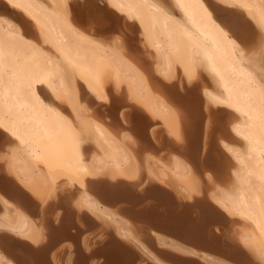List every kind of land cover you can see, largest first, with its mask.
I'll return each instance as SVG.
<instances>
[{
	"label": "bare ground",
	"instance_id": "bare-ground-1",
	"mask_svg": "<svg viewBox=\"0 0 264 264\" xmlns=\"http://www.w3.org/2000/svg\"><path fill=\"white\" fill-rule=\"evenodd\" d=\"M4 2L0 264H264V0Z\"/></svg>",
	"mask_w": 264,
	"mask_h": 264
},
{
	"label": "snow or ice",
	"instance_id": "snow-or-ice-1",
	"mask_svg": "<svg viewBox=\"0 0 264 264\" xmlns=\"http://www.w3.org/2000/svg\"><path fill=\"white\" fill-rule=\"evenodd\" d=\"M102 3V0H100ZM174 4L176 6H179L181 8L184 7L185 0H173ZM138 3L141 5V7H148L151 8L154 12L159 13L160 15L168 18V19H174L169 13V0H159V2H156V0H138ZM197 3L203 7L204 13L209 19H213L214 22L219 20V17L216 15V9L213 7V5L210 3V0H197ZM221 3H228V6L235 7L238 3V0H221ZM240 7H244L245 4L239 3ZM21 8L20 3H12L10 6L8 4H5L4 0H0V27H3L4 25H8L9 28H17L20 30L21 38L23 39L25 36H27V31L25 30L24 23L20 22L16 15V10H19ZM133 19H138L139 17H132ZM218 27L221 28L223 31V26L220 24H217ZM184 36L189 37L192 39V35L188 31L183 32ZM225 37L230 36V30L224 32ZM255 41V38H253ZM232 43L236 45V47H239V44H237L236 39L232 40ZM260 47L264 48V37H261L258 41ZM195 43L193 42V47H195ZM193 57L200 55L199 52H193ZM241 55H243V52H241ZM207 54L205 53V57ZM195 63V61H194ZM60 68V71L62 73L63 79L67 82V88L65 89V96L69 101L73 100L72 96V86L75 85L77 88L80 87V85L77 83L78 80H83L84 77L82 74L78 75L76 68L77 66L72 62L71 59L65 58V62L63 65H58ZM89 76L93 80L100 81L102 86H107L109 80H110V74L106 71V69L103 66H94L90 67L88 69ZM199 78L196 74H192L188 77L189 81L193 79ZM84 98L83 91H79L77 93V101L73 104L74 107H76V104H78L79 100H82ZM100 99H103L105 101L108 100L107 94H105L102 97H99ZM57 98H54V101ZM49 110L54 111L57 113V115L60 118V121L62 123L71 124L72 128L74 130H80L81 135L83 133V130L80 129L79 124L72 120L69 116L66 115L67 108L64 106V101L60 100L58 104L53 103V105H49ZM21 143H24L21 141ZM264 255V253H262Z\"/></svg>",
	"mask_w": 264,
	"mask_h": 264
},
{
	"label": "water",
	"instance_id": "water-1",
	"mask_svg": "<svg viewBox=\"0 0 264 264\" xmlns=\"http://www.w3.org/2000/svg\"><path fill=\"white\" fill-rule=\"evenodd\" d=\"M166 260V259H165ZM170 263L172 264H190L189 262H186V261H179L177 259H171V260H168Z\"/></svg>",
	"mask_w": 264,
	"mask_h": 264
}]
</instances>
